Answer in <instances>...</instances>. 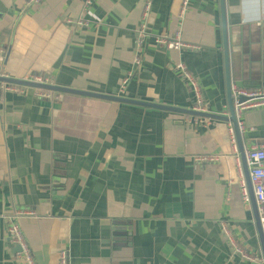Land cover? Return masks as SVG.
<instances>
[{"label":"crops","instance_id":"crops-1","mask_svg":"<svg viewBox=\"0 0 264 264\" xmlns=\"http://www.w3.org/2000/svg\"><path fill=\"white\" fill-rule=\"evenodd\" d=\"M147 3L148 32L180 30L183 41L199 49L169 51L148 40L135 67L136 31ZM179 4L0 0V69L177 108L193 109L200 100L208 112L226 115L219 0H189L183 22ZM225 10L229 53L231 44L240 47L243 78L257 72L264 89V0H225ZM238 121L244 148L264 147V107ZM229 126L72 94H56L52 101L32 92L5 95L0 264H20L14 259L18 248L3 240L10 223L18 225L35 264H56L63 250L68 264H264L250 201L242 199L245 174L239 155L233 156L238 150ZM199 154L218 159L197 163L193 156ZM17 211L35 215L6 219ZM222 223L257 261L233 255ZM119 227L125 232H116Z\"/></svg>","mask_w":264,"mask_h":264},{"label":"built area","instance_id":"built-area-1","mask_svg":"<svg viewBox=\"0 0 264 264\" xmlns=\"http://www.w3.org/2000/svg\"><path fill=\"white\" fill-rule=\"evenodd\" d=\"M43 0H27L28 5L37 6ZM96 0H85V6H90ZM189 0H180L179 9H178V19L180 22H183L185 15L187 13ZM150 10V4L147 3L144 6L141 18V24L136 31V39H135V55L133 59V64L135 67H139L141 63V55L140 52L142 48L145 46L148 40H151L155 46L163 47L169 51L180 52L182 50H198V46L187 44L183 41L181 31L178 30L172 35L162 34L156 35L148 32L146 29V21L148 18V13ZM68 25L74 27H83L84 21L77 20L76 22L67 21ZM179 69L184 73L187 80L192 81L189 74L184 72V68L179 66ZM0 77H6L5 73L0 69ZM21 80L27 83H35V84H50L48 80H44L40 76L35 74L27 73L21 77ZM128 79H125L124 84ZM192 83V82H191ZM193 85V83H192ZM28 92H32V95L40 100H50L52 101L56 94L42 91L38 89L28 88L24 86L7 84L0 82V103L3 102L4 96L7 94L15 95V96H24ZM231 95L233 99V108L234 113L236 115L237 120L241 118L244 112L249 110H256L264 107V89H250L245 88L241 85L232 84L231 85ZM246 99L244 102H240V99ZM193 110L208 112L206 109L202 107L200 100H197L196 107ZM239 129L240 122L238 121ZM243 128V127H242ZM241 131V129H240ZM228 135L230 137V141L232 143L233 149H235V139L233 135V131L231 126L228 127ZM245 159L248 165L249 170V179L253 188V194L256 201L258 214L260 218V224L262 233L264 236V147L258 148H243ZM233 156L238 160V154L236 151H233ZM193 159L197 163H212L215 162L218 157L217 156H209L204 154H199L193 156ZM241 191H242V199L244 204L248 205L249 199L248 194L243 182H241ZM35 213L32 211H17L15 216L11 218H6L7 220H14L17 217L22 216H34ZM222 234L227 238L228 244L233 252V255L240 257L249 262L257 261L256 258L250 256L246 251L242 249V247L238 244L236 239L234 238L232 231L229 227L222 223L220 225ZM5 243L9 245H13L18 248V251L14 255V259H19L20 264H35L33 258L31 256L30 250L22 236V233L19 230L18 225L15 223L6 224V230L3 234ZM56 264H68V253L67 251H60L57 254Z\"/></svg>","mask_w":264,"mask_h":264},{"label":"water","instance_id":"water-1","mask_svg":"<svg viewBox=\"0 0 264 264\" xmlns=\"http://www.w3.org/2000/svg\"><path fill=\"white\" fill-rule=\"evenodd\" d=\"M219 14H220V29H221V45H222V54H223V66H224V75H225V88H226V108H227V114L226 115H220V114H212L210 112H201L193 109H186V108H177V107H171V106H165L161 104H154V103H148L143 101H137V100H131L127 98L117 97V96H107L103 94H95L85 91H79L69 88H63L60 86H56L54 84H35V83H27L21 80L20 75L15 74H6V77H0L1 83H7V84H14L19 86H24L28 88L38 89L42 91L51 92L54 94H72V95H78V96H84L88 98H94L104 101H110V102H117L132 106H138L143 108H150L155 110H161L166 112H173L178 113L186 116H191L194 118H202V119H208L213 121H220L228 123L233 131L236 147L238 150V155L240 157L242 168L245 174V183L247 188V193L249 196V201L253 213V223L254 229L256 231V234L260 241L261 246V257L263 259L264 263V236L261 229L260 224V218L258 214V209L256 205V201L253 194V188L250 183L249 179V170L247 167V162L244 155V145L241 141V132L238 125V120L236 118V115L234 113L233 108V99L231 95V85L232 83H240L241 86L245 88L250 89H256L261 88V84L259 80L255 77V72L253 75L251 74L250 79L248 78L245 80L242 75V68H241V49L238 46H235L231 44V49L229 53V40H228V33H227V21H226V10H225V0H219ZM230 28H232V25L230 24ZM253 76L255 78H253ZM44 80H51L53 81L52 77H47L44 75L40 76ZM254 81V82H250ZM257 83V84H254ZM246 99H240V102H244ZM60 164H54L55 168H59ZM54 182H58L57 180H54ZM51 190V194L54 195L55 189L49 188ZM60 195V193L58 194ZM116 232H125L123 227H119L115 230ZM124 238V237H123ZM123 240H117L120 242H123Z\"/></svg>","mask_w":264,"mask_h":264}]
</instances>
